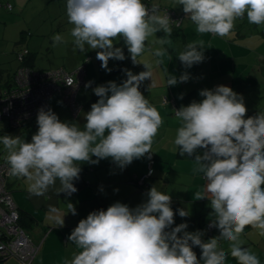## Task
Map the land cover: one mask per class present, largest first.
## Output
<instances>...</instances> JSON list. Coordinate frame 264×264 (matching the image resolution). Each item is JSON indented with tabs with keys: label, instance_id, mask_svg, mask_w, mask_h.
Segmentation results:
<instances>
[{
	"label": "clouds",
	"instance_id": "obj_1",
	"mask_svg": "<svg viewBox=\"0 0 264 264\" xmlns=\"http://www.w3.org/2000/svg\"><path fill=\"white\" fill-rule=\"evenodd\" d=\"M177 2L198 34L226 37L234 21L245 14L250 24L264 25V0ZM158 13V5L149 7L142 0H66L75 49L84 51L88 45L98 50L96 58L110 72V59H126L114 43L122 39L132 64H143L147 70L133 74L124 69L127 78L122 83L109 81L95 87L93 92L99 99L86 113L83 130L62 122L50 108L41 107L38 130L31 142L18 136H0L8 152L9 174L24 179L30 195H45L58 180L57 193L71 196L77 191L73 181L79 179L82 163L98 164L111 158L124 169L134 159L146 155L151 159L153 140L163 119L139 90L152 72L150 65L137 57L145 51L150 36L163 31L170 37L172 33L169 15ZM52 39L54 46L63 42L59 34ZM166 42L159 39L161 44ZM202 49L203 41L190 43L178 58L185 68H191L205 59ZM166 52L157 49L154 55L162 58ZM189 78L187 72L179 79L170 74L167 85ZM71 83L69 80L67 85ZM199 95L201 101L175 111L180 126L174 144L181 156L194 157L193 171L206 181L203 191L194 195L196 200L210 202L209 227L217 228L219 236L205 242L201 232L186 231V223L172 227L175 213L171 196L153 186L146 193V202L135 208L116 202L81 219L68 236L80 251L63 264H226L229 255L237 264H261L254 252L242 246L240 237L248 226L264 237V113L246 118L243 96L228 86L203 89ZM70 211L76 214L71 203ZM177 211L182 218L189 215L183 208ZM57 223L62 227L63 218ZM221 241L228 242L229 252L221 249ZM194 246L201 249L199 258Z\"/></svg>",
	"mask_w": 264,
	"mask_h": 264
},
{
	"label": "crops",
	"instance_id": "obj_2",
	"mask_svg": "<svg viewBox=\"0 0 264 264\" xmlns=\"http://www.w3.org/2000/svg\"><path fill=\"white\" fill-rule=\"evenodd\" d=\"M6 1L10 4L12 2L11 0ZM35 1L38 2L34 6L35 9L32 8L35 12L33 22H37L40 26L49 25L50 31L37 33L35 28L29 36L20 35L22 40L19 46H15L14 49L21 46L28 47L31 52L30 65L33 68H35V64L38 65L37 69L63 67L71 71L81 63H84L85 68L89 63L97 68L98 75L96 76L95 73V75H91L92 78L88 71L85 72V85L90 81L92 83L90 87L86 88L83 85L79 89L77 99L80 110L75 117L71 116L69 107L60 102L61 98L56 97L58 101L53 105L49 103V108L54 113L57 114L59 109H63L66 122L76 124L83 130L86 113L90 111L91 104L99 99L93 92L95 87L106 85L109 81H115L117 84L122 83L127 78L124 69L131 70L133 74H139L147 69L143 64H132L127 47L120 39L114 43H116V47L122 48L126 59L123 61L110 59L108 67L111 71H105L101 67V61L96 58L98 50H92L88 45H85L84 51L75 49L74 38L70 35L73 25L68 22L66 14V0ZM15 2L19 7L27 6L30 2L34 3L32 0H16ZM151 2L158 5H170L184 15L183 23L178 31L174 29L175 31H172L170 37L166 36L163 31L150 36L146 41L145 51L137 57L138 60L149 64L152 72L151 78L143 81L139 90L150 104L156 107L163 119V124L152 144L153 162L150 163L146 155L143 158L134 159L124 169L118 167L111 158L102 159L98 164L82 163L80 164L79 179L73 181L77 191L71 196L66 193H57L56 189L60 187L58 180L45 195L32 196L27 191L24 179L10 176L8 179L9 190L23 217L25 229H28L29 236L34 241L44 237L32 264H63L65 259L70 261L73 254L79 252L80 249L68 240V236L81 219H85L93 211L107 210L110 205L116 202L135 208L146 202V193L153 186L171 196L170 206L175 213L172 227L186 223L188 225L186 231L201 232V238L205 242L219 236L217 228L213 227L209 230L206 227L212 219L210 217L212 212L210 202L207 199L196 200L194 195L196 192L203 191L206 181L202 174L194 173V157H188L187 154L181 156L180 148L174 144L180 124L177 122L176 116L172 114L171 107L162 103V98L170 94L173 95L181 108L193 101H201L203 99L199 95L201 90H211L218 85H224L243 97H251L256 101L261 97L264 99V25L246 24V21L242 19L234 22L231 33L226 37L214 36L210 33L198 34L196 25L186 16L177 0H170V2L151 0ZM174 3L178 7L173 5ZM11 5L14 9V5ZM4 9V6H0V10ZM23 9H20L17 14L21 15ZM245 17H247L246 14ZM27 26L30 29V26ZM57 34L63 37V42L54 46L52 37ZM159 39L169 42L161 44ZM199 41H203L202 50L205 59L199 64H194L191 68H185L179 60L178 54L185 51L188 44ZM157 49H166V55L162 58L156 57L154 52ZM73 51L75 52L73 56L77 59L69 61L67 57ZM84 55L86 57L79 61ZM42 56L44 59H40ZM158 60L163 62L158 64ZM185 72L190 76L187 82H178L174 86L167 85L170 74L179 79ZM99 78H104V81L97 82ZM50 98L52 99L53 95ZM256 101L251 106H246L247 114L253 110H257L258 114L264 113V103L257 105ZM66 110L69 112L70 118L67 116ZM169 129L174 130V134L168 133ZM196 154H200V152L197 151ZM93 159L96 158L93 157ZM150 172L151 174L145 178L144 183H133L134 180H138ZM70 203L76 210L75 215L70 211ZM181 208L188 211L187 217L179 216L177 210ZM62 218L64 225L61 227L58 226L57 221ZM240 239L243 242L242 246L254 252L261 264H264V237H261L257 230L248 226L244 229ZM220 247L225 252H229L228 242L221 241ZM193 251L199 258L201 249L194 246ZM0 264L21 263L15 258H7L0 261ZM226 264H237V262L229 255Z\"/></svg>",
	"mask_w": 264,
	"mask_h": 264
},
{
	"label": "built area",
	"instance_id": "obj_3",
	"mask_svg": "<svg viewBox=\"0 0 264 264\" xmlns=\"http://www.w3.org/2000/svg\"><path fill=\"white\" fill-rule=\"evenodd\" d=\"M0 6L11 9L9 2L2 4L0 1ZM166 13L170 17L171 25L180 22L179 15L175 16L174 12L163 10V15ZM21 50L17 53V59L23 62ZM23 51L28 52L26 49ZM69 80L72 82L71 86L67 85ZM85 82L83 65L72 71L63 69L39 71L22 64L16 70L12 81L6 86H0V120L6 118L11 126H21L22 123L37 116L41 107L45 110L49 109L48 100L53 92L60 93L75 117L80 110L76 96ZM162 103L168 104L175 116V111L179 109L175 98L163 96ZM150 162L152 163L153 160L150 159ZM10 176L8 164L0 159V259L15 258L21 264H32L44 237L34 241L20 221L21 213L7 186ZM148 176L149 173H146L136 183H144ZM209 225L210 223L206 227L211 230L213 227Z\"/></svg>",
	"mask_w": 264,
	"mask_h": 264
},
{
	"label": "rangeland",
	"instance_id": "obj_4",
	"mask_svg": "<svg viewBox=\"0 0 264 264\" xmlns=\"http://www.w3.org/2000/svg\"><path fill=\"white\" fill-rule=\"evenodd\" d=\"M11 1H12L11 4L14 5V9H12V11H10L11 9L7 10L6 8L4 10H0V86H2V84L4 83L5 80L11 78V76L13 75V73H14L17 65H18V61H17L18 59L16 60L15 56L17 57V53L21 49L17 50V48L14 49V47L19 46V43L22 40V37H20V35L29 36L31 34V32L33 33V30H35V28L37 30V33H39V32L46 33V32L50 31L49 25H41L40 26V24H38L37 22L36 23L33 22L35 19V12H34L35 8H34V6L38 1L32 0V2L34 1V3L30 2L27 6L25 5L24 7H19L17 5V3L15 2L16 0H11ZM162 1L163 2H168V1L170 2V0H162ZM173 5L176 6V3H174ZM176 7H178V6H176ZM22 8H24L23 12L21 13V15H18L17 13H19L20 9H22ZM32 8H34V9H32ZM5 11H7V12H5ZM243 19L246 21V24L249 23L247 20V17H244ZM240 20H242V19H236L234 22L236 23ZM27 25L30 26V29L28 28ZM36 25H38V26L36 27ZM179 26H180V24L178 23L177 25H175L172 28V31H175L174 29H176V31H178L180 29ZM261 26H263V25H261ZM66 35H67V37H69L68 33H66ZM70 49H72V48H70ZM23 50L24 49L21 50V52H23L21 55L22 61H24L28 57V55H30L29 52H24ZM55 50H56V48H55ZM57 52H58V50H57ZM74 53H75L74 51L72 53H69V56L67 57V59L69 61L77 59L76 57L73 56ZM252 55L255 56L253 53H252ZM85 57L86 56L84 55V57L80 58L79 61H81V59H83ZM40 59H44V57L42 56V57H40ZM82 64L83 63H81L80 65H82ZM80 65H78V66H80ZM34 66L36 68V69L33 68L34 70H45L44 68L43 69L42 68L37 69L38 65H36V64ZM84 71L85 72L88 71L90 78H92L91 75L93 76V75H95V73H96V76L98 75L97 74L98 73L97 68L94 67V65L92 63H89V65L86 68L84 67ZM100 81H104V78H99L97 82H100ZM53 93H55V94H52L53 95L52 99L49 98V101H48L49 103H51L52 105L55 104L56 101H58L56 99V97H58L59 99L61 98L60 99L61 103L62 102L65 103L63 101L60 93H57V92H53ZM243 98H244L245 106H251V104L256 101L254 99H251V97H247V96H244ZM76 99H77V96H76ZM262 103H264V99L262 97L258 98L256 101V104L261 105ZM64 108H66V106ZM66 112H67V110H66ZM70 112H71V110H70ZM57 116L62 122L67 121V119L65 117V112L63 109H59L57 111ZM67 116L70 118L69 112H67ZM71 116L74 117L72 115V112H71ZM173 119H175V118H173ZM177 122L179 123L178 119H177ZM37 130H38L37 117L29 119L22 126H18V127L11 126L6 118H3L0 120V136H3V135H10L13 137L18 136V137H20L21 140H23L25 142H31V137ZM168 133L174 134V130L169 129ZM7 155H8L7 150L3 147V144L0 143V159L6 161ZM151 160H153L152 157H151ZM149 162H150V159H149ZM133 183H135V182H133ZM136 184H138V183H136ZM26 231L30 235L28 229Z\"/></svg>",
	"mask_w": 264,
	"mask_h": 264
},
{
	"label": "trees",
	"instance_id": "obj_5",
	"mask_svg": "<svg viewBox=\"0 0 264 264\" xmlns=\"http://www.w3.org/2000/svg\"><path fill=\"white\" fill-rule=\"evenodd\" d=\"M0 1L2 2V4L5 3V2H7L6 0H0ZM142 2H143L144 4H146L147 6H150V5L153 4V3L151 2V0H142ZM156 5H158V4H156ZM158 7L160 8V12H159L158 14H160L161 16H163V10H164V11L174 12L175 16H178V15H179V16H178V17H180V22H179L180 26H179V27H181V25H182V23H183V20H184V15H183V13H181V12H179L178 10L172 8L170 5H165V4L161 5V4H159ZM4 8H5V7H4ZM11 9H12V5H11ZM174 26H175V25H173V24L171 25L172 28H173ZM20 49H26L29 53H31L30 50L28 49V47H26V46H21V47H19L17 50H20ZM29 57H30V55H28V57H27L23 62H20L19 60H17V57L15 56L16 60L18 61V65H17V67H16V69H15L13 75L11 76V78L5 80L4 83L2 84V86H6V85H8V84L12 81V79H13V77H14V74H15L16 70L18 69V67H19L20 65L24 64V65H26L28 68L33 69V67L30 65V59H29ZM82 65H83V67H85V66H84V63H83ZM50 69H63V70H65V71H68V70H66V69L63 68V67L47 68V69H45V70H50ZM74 69H75V68H74ZM39 71H41V70H39ZM85 81H86V79H85ZM85 83H86V82H85ZM53 94H55V93H53ZM169 96L174 97V96L171 95V94H170ZM50 97H51V96H50ZM174 98H175V97H174ZM175 100H176V98H175ZM48 101H49V100H48ZM176 102H177V100H176ZM197 102H199V101L197 100ZM48 103H49V102H48ZM177 104H178V102H177ZM178 106H179V104H178ZM179 109H180V106H179ZM171 112H172V110H171ZM172 114H173V113H172ZM254 114H255V115L258 114V111H257V110H253V111L249 112V113L246 115V118H247V116H255ZM35 117H37V116H35ZM31 119H32V118H31ZM27 121H28V120H27ZM27 121H26V122H27ZM26 122H24V123H26ZM24 123H22L21 126H22ZM197 151L200 152L199 150H197ZM136 181H137V180H134L133 182L136 183ZM7 186H8V182H7ZM8 189H9V186H8ZM20 219H21L20 221L22 222V224L25 225V223H24V221H23V217H22V215H21ZM3 260H5V259H0V261H3Z\"/></svg>",
	"mask_w": 264,
	"mask_h": 264
}]
</instances>
